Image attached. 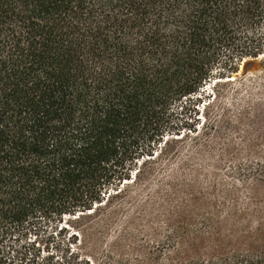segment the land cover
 Returning <instances> with one entry per match:
<instances>
[{
    "label": "trees",
    "instance_id": "16d2710c",
    "mask_svg": "<svg viewBox=\"0 0 264 264\" xmlns=\"http://www.w3.org/2000/svg\"><path fill=\"white\" fill-rule=\"evenodd\" d=\"M261 55L264 0H0V264L51 231H72L63 264H264V245L171 262L101 250L196 145L206 89Z\"/></svg>",
    "mask_w": 264,
    "mask_h": 264
},
{
    "label": "rangeland",
    "instance_id": "374dc122",
    "mask_svg": "<svg viewBox=\"0 0 264 264\" xmlns=\"http://www.w3.org/2000/svg\"><path fill=\"white\" fill-rule=\"evenodd\" d=\"M215 84L206 89L215 99L199 107L206 122L191 137L196 145L115 222L101 248L107 255L138 259L164 247L156 255L171 262L184 252L206 257L264 245V55ZM71 233L29 237L24 264H63L77 249ZM99 255L94 264H103Z\"/></svg>",
    "mask_w": 264,
    "mask_h": 264
}]
</instances>
